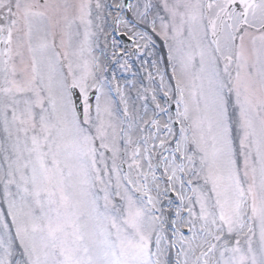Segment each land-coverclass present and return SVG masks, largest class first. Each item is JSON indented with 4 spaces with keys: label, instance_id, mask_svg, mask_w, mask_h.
<instances>
[{
    "label": "snow or ice",
    "instance_id": "6c2138e0",
    "mask_svg": "<svg viewBox=\"0 0 264 264\" xmlns=\"http://www.w3.org/2000/svg\"><path fill=\"white\" fill-rule=\"evenodd\" d=\"M0 264H264V0H0Z\"/></svg>",
    "mask_w": 264,
    "mask_h": 264
}]
</instances>
